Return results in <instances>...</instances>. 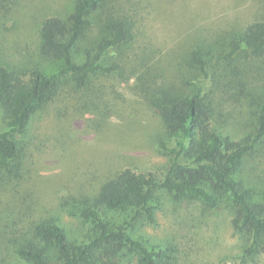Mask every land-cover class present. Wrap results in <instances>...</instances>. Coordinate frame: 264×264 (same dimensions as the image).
Returning a JSON list of instances; mask_svg holds the SVG:
<instances>
[{"label": "rangeland", "instance_id": "374dc122", "mask_svg": "<svg viewBox=\"0 0 264 264\" xmlns=\"http://www.w3.org/2000/svg\"><path fill=\"white\" fill-rule=\"evenodd\" d=\"M73 1L0 0V62L22 70L55 69L39 53L40 23L50 15L68 14ZM119 2H125L119 11L134 21V36L102 62L115 60L120 70L91 75L85 91L65 84L31 117L18 139L19 157L0 160V264H29L15 253V246L41 220L62 223L71 236L85 233L88 223L78 228L82 219L76 206L95 196L102 183L121 169L155 170L168 164L172 156L158 146L167 139L165 127L147 99V88L163 84L191 93L194 88L186 83L197 75L189 63L191 48L202 43L217 55L221 47L212 46L214 41L219 43L227 32L264 17V0H115L113 4ZM97 35L98 27L92 26L86 46ZM213 62L209 74L217 83H211L212 77L207 82L213 90V124L234 139L247 136L248 102L244 96L231 97L238 89L227 92L225 83L242 79L246 88L264 83V57L239 52ZM5 126L0 111V130ZM253 163L264 178V151ZM156 195V222L136 226L130 231L135 237L171 243L179 264H241L240 240L224 205L209 208L198 200H176L163 189ZM116 264H138L137 255L125 249ZM258 264H264V256Z\"/></svg>", "mask_w": 264, "mask_h": 264}, {"label": "trees", "instance_id": "16d2710c", "mask_svg": "<svg viewBox=\"0 0 264 264\" xmlns=\"http://www.w3.org/2000/svg\"><path fill=\"white\" fill-rule=\"evenodd\" d=\"M113 2L74 0L68 14L50 15L41 21L39 53L55 69L22 70L0 62V111L6 125L0 130L1 161L19 157L22 146L18 139L27 131L31 117L65 84L85 91L91 75L120 70L115 60H102L131 42L134 21L119 11L125 2ZM92 26L98 27V35L86 46ZM221 38L212 44L221 47L217 55L202 43L191 48L189 63L197 74L196 80L186 83L194 88L191 93L182 94L163 84L147 88V99L159 113L167 136L158 146L172 156L171 161L155 170L126 167L105 180L95 196L76 206L82 219L78 228L88 223L85 233L71 236L62 223L41 220L31 235L16 244L20 258L29 264H116L128 249L136 253L138 264H179L171 243L130 232L156 222V192L163 189L176 200H198L209 208L224 205L240 240V263L258 264L264 256V178L253 161L264 151V83L248 88L242 79L225 83L227 92H231L228 88L238 89L231 97L244 96L250 107V132L234 139L213 124L210 86L217 80L209 68L214 59H231L239 52L264 57V17ZM210 77L211 85L207 83ZM123 212L118 218L109 215Z\"/></svg>", "mask_w": 264, "mask_h": 264}]
</instances>
